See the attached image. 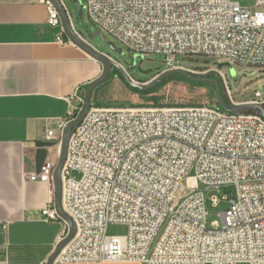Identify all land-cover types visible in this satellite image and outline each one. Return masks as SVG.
<instances>
[{"label": "built area", "instance_id": "built-area-1", "mask_svg": "<svg viewBox=\"0 0 264 264\" xmlns=\"http://www.w3.org/2000/svg\"><path fill=\"white\" fill-rule=\"evenodd\" d=\"M41 2L49 24L63 28L58 11ZM84 9L96 30L132 55L163 57L165 69L157 75L216 72L232 106L264 107L262 91L236 100L220 68L182 63L205 57L264 68V0H255L253 8L232 0H86ZM84 101L80 88L67 98L70 110L57 128L60 144ZM55 132L47 130L46 141L54 142ZM56 166L46 162L28 177L51 183ZM185 190L190 192L181 195ZM224 201L222 227L209 229L208 203ZM62 206L76 234L54 264H264V119L207 106L92 104L70 139ZM42 216L64 224L62 240L67 236L54 201ZM110 225L126 227L127 234L108 237ZM8 252L9 243L0 244V254Z\"/></svg>", "mask_w": 264, "mask_h": 264}, {"label": "crops", "instance_id": "crops-1", "mask_svg": "<svg viewBox=\"0 0 264 264\" xmlns=\"http://www.w3.org/2000/svg\"><path fill=\"white\" fill-rule=\"evenodd\" d=\"M48 20L41 0H0V244L9 243L0 264L47 263L61 242L64 224L42 216L55 198L53 182L28 176L58 163L67 98L103 73ZM47 130L56 131L55 145L44 159L37 143Z\"/></svg>", "mask_w": 264, "mask_h": 264}, {"label": "rangeland", "instance_id": "rangeland-1", "mask_svg": "<svg viewBox=\"0 0 264 264\" xmlns=\"http://www.w3.org/2000/svg\"><path fill=\"white\" fill-rule=\"evenodd\" d=\"M232 1L245 8L255 6V0ZM61 2L71 14L75 31L99 53L107 55L123 67L135 82L148 83L157 76L156 73L159 70L165 69L163 57L132 55L122 43L108 33L103 32V35H97V30L90 22L87 11L84 9L86 0H61ZM112 47H116L117 50ZM194 59L199 60L185 59L182 63L187 68L201 70L215 69L223 65L221 70L229 77L234 97L238 101L246 100L256 91L264 93V68L240 66L220 58L194 57ZM127 85L122 79L110 76L108 81L94 92L92 104L99 108L109 109L152 107L154 103L165 107L185 108L191 106L213 107L217 102L215 92L206 88L190 87L183 83H172L155 97L144 98L131 92ZM189 192V190H185L181 195H186ZM207 208L209 212L208 228L212 229L216 223L222 227L221 214L228 209V202L224 201L218 207L212 206L209 202ZM126 234L127 228L121 225H110L107 230L108 237H122Z\"/></svg>", "mask_w": 264, "mask_h": 264}, {"label": "water", "instance_id": "water-1", "mask_svg": "<svg viewBox=\"0 0 264 264\" xmlns=\"http://www.w3.org/2000/svg\"><path fill=\"white\" fill-rule=\"evenodd\" d=\"M48 2L58 11L59 16L62 21L63 31L65 35L67 36V38L69 39V41L75 46H77L79 49H81L84 53H86L93 60L97 61L103 66L102 75L88 85V88L85 94V101H84L83 108L78 113L76 118L67 124L62 134L59 160H58L56 170L53 175V185H54V190H55L54 203H55V209L58 215L68 225V234L57 245V247L55 248V251L53 252L51 257L47 261V264H54L59 254L72 242L76 234V226L73 220L70 218V216L64 211L63 206H62L63 170H64V167L67 161L70 139L73 133L75 132V130L79 127V125L83 122V120L88 115L91 109V106H92L94 92L96 91L97 88H99L100 86H102L108 81L114 69H117L122 74L126 83L130 87L138 89L143 92H148V91H151L157 88L160 84L163 83V81L167 77L181 75L187 78L188 80H191L197 83L211 84L214 87V92H215L218 105L220 106L221 110L226 113H230L234 115H241L242 113L253 112V113L260 115L264 119V107L260 105H256V104H246V105H241V106L228 105L223 98V94L221 92V88H220L218 81L211 78V77H214L218 79V75L216 72H213L205 76H199V75L193 74L185 70H171V71H166V72H163L157 75L155 78H153L148 83L141 84V83L135 82L123 67L119 66L112 59H110L107 55L99 53L95 48H93L89 43H87L86 40L78 36L73 25L71 24V21L66 12V9L64 8L60 0H48ZM96 34L99 35L101 34V32L97 30ZM112 48L114 50H117L116 47H112ZM219 68L222 69L223 65L219 66ZM54 145L55 144L53 142L43 141V142L37 143V148L43 151V155L45 159L48 156V149L52 148Z\"/></svg>", "mask_w": 264, "mask_h": 264}, {"label": "trees", "instance_id": "trees-1", "mask_svg": "<svg viewBox=\"0 0 264 264\" xmlns=\"http://www.w3.org/2000/svg\"><path fill=\"white\" fill-rule=\"evenodd\" d=\"M64 38L66 40H68V38L64 35ZM157 75V74H156ZM112 77H118L120 79H122L125 83V79L123 78L122 74L117 70V69H114L113 70V73L111 75ZM212 79H215L216 81H218L219 85H220V88H221V92L223 94V98L225 100V102L228 104V105H231L230 102H229V99L228 97L226 96V93H225V90H224V87L223 85L221 84V82L217 79V78H214V77H211ZM172 83H183V84H186V85H189L190 87H194V88H206L208 90H211L214 92V87L209 84V83H197V82H194V81H191V80H188L187 78L181 76V75H175V76H172V77H167L165 78V80L163 81L162 84H160L157 88L151 90V91H148V92H143V91H140L138 89H135V88H132L130 87L129 85H127V87L130 89L131 92H133L134 94H137L139 95L140 97H155L156 95H158L164 88H166L168 85L172 84ZM88 86H86L84 89H83V92H85L86 94V90H87ZM98 89V88H97ZM96 89V90H97ZM154 99V98H152ZM152 107H165V106H161V105H158L157 103H154V106ZM214 108L216 109H219L221 110L220 106L218 105V103L216 102L213 106ZM253 113V112H251Z\"/></svg>", "mask_w": 264, "mask_h": 264}]
</instances>
